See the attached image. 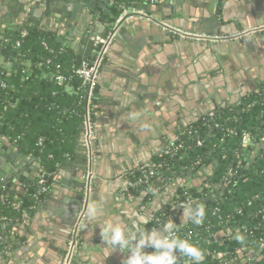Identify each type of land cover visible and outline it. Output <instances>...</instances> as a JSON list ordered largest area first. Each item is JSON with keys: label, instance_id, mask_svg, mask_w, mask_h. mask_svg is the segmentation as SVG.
I'll return each mask as SVG.
<instances>
[{"label": "crops", "instance_id": "1", "mask_svg": "<svg viewBox=\"0 0 264 264\" xmlns=\"http://www.w3.org/2000/svg\"><path fill=\"white\" fill-rule=\"evenodd\" d=\"M163 3L174 6L167 16L148 13L145 8L142 11L182 32H213L210 16H219L221 24L230 27L224 35H241L243 31L264 24V0H162L156 4ZM47 6H35L33 12L25 6L29 15L32 13L28 19H38L40 26L48 27L55 41L60 34L68 37L65 44L58 43L82 58L85 52L82 47L86 42L76 32L81 33L82 29H86L84 26L89 23V18L98 16L102 21L101 17L106 15L97 8L91 11L85 0H77L74 4L56 0L53 7L62 13L61 20L65 22V27L59 28L54 24L60 19L47 21L48 16H44ZM134 9L137 8L129 7L130 12ZM18 14L11 16V20ZM134 17L137 16H129ZM224 17L228 18L225 22ZM9 18L6 17V21ZM137 18L149 23V27L133 26L125 32L121 42H112L98 75L93 106L95 141L91 197L79 226L72 264H122V259L129 253L118 247L112 250L101 237L99 225L106 220L120 221L129 231L140 228L151 231L156 225L163 226L164 223L145 218L144 214L154 207V219L162 208L171 206L174 213L165 223H177V228L188 224L191 220L188 219L187 208H179L177 196L185 186H200L206 175L211 173V165L201 170L190 168L182 175L165 180L159 177L154 187H143L138 194L128 193V189L124 191L127 187L126 175L160 155L186 126L204 116H213L238 105L264 85V30L243 33L227 42L209 43L173 36L157 24ZM7 25L3 24L2 31L9 29ZM87 29L89 36L95 34L90 25ZM70 43H74L75 49L71 48ZM92 57L93 54L88 59ZM67 90L70 92L71 88ZM251 143L250 138L242 145L246 147ZM255 145L257 150H264V131ZM20 152L39 160L30 152ZM20 158H3L4 165L15 169L13 161ZM67 160L71 161L70 165L65 164ZM86 161V149L83 144L77 143L73 156L65 157L59 164L50 181L48 193L38 200L31 213L24 212L34 220L24 226L22 235L15 232L14 227L27 220L24 217L5 224L8 226L6 234L1 236L3 247L0 250V264H60L59 256L63 252H55L50 240L55 238V231L60 230L65 222V214L75 199L77 182L82 178L79 165H84ZM36 164L41 172L40 160ZM28 165L29 162L25 168L19 169L26 172ZM179 179L185 182L168 192ZM26 180L28 183H25ZM17 181L18 184L11 182L8 186L7 181H0V199L8 191L16 201L21 202L29 192V186L37 185L38 178L29 173L28 177L23 175ZM231 183H225V191ZM146 188H151L155 195L150 192L142 195ZM158 190L163 195H158ZM164 194H168V200ZM145 198L149 200L148 205L143 203ZM139 199L141 203H138ZM153 201H156L154 206ZM161 203L163 206L158 208ZM93 208L96 214L90 216L89 210ZM145 220L149 222L145 224ZM227 234L219 232L215 235L216 240L220 242ZM263 258L259 249L251 251L248 247H242L237 249L235 258H228L221 264H260Z\"/></svg>", "mask_w": 264, "mask_h": 264}, {"label": "trees", "instance_id": "2", "mask_svg": "<svg viewBox=\"0 0 264 264\" xmlns=\"http://www.w3.org/2000/svg\"><path fill=\"white\" fill-rule=\"evenodd\" d=\"M151 1H105L110 12L101 17L102 21L111 22L110 15L116 17L123 7L144 10ZM0 35L6 50L0 55V132L21 151L39 158L49 188L59 164L65 157L73 156L83 131L86 91L74 74L82 60L56 42L50 31L30 21L15 23ZM57 75L64 77L62 83L57 82ZM263 131L264 85L238 105L205 116L180 131L160 155L126 175L128 193L138 194L143 187H154L152 182L159 177L165 180L190 168L201 170L211 165V173L200 186H185L177 196L178 203L196 199L193 204L203 208L204 221L200 225L190 221L177 228V234L203 249V264L233 259L242 247L257 251L264 239V150H257L255 142ZM244 133L253 141L246 147L242 145ZM231 170L232 183L215 196ZM149 171L154 176L147 183H140ZM37 189V185L29 186L21 202L8 191L0 199V250L1 236L6 234L9 223L22 220L24 212L31 213L36 206L40 198L32 195ZM143 203L148 205L149 200L145 198ZM173 213L171 206L164 207L154 220L165 223L167 215ZM219 232L228 233L220 242L215 237ZM237 232L243 235L242 242L235 239ZM178 264L187 262L180 257ZM260 264H264V258Z\"/></svg>", "mask_w": 264, "mask_h": 264}, {"label": "water", "instance_id": "3", "mask_svg": "<svg viewBox=\"0 0 264 264\" xmlns=\"http://www.w3.org/2000/svg\"><path fill=\"white\" fill-rule=\"evenodd\" d=\"M59 1L67 3V4H74L77 0H59ZM85 2L88 3V8L91 11H95L97 8L98 10H101L102 13L105 15H107L110 12V8L106 4L105 1L85 0ZM45 4H47L48 6L45 9V15L44 16H46V14H49V13L54 14L52 17H50L48 19L49 20H51L53 18L56 20L60 19V21L57 23L55 22L54 25L59 26V28H62V27L64 28L65 22H64V20L63 21L61 20L62 19V13H60L56 9V7H53L54 5H56V0H0V33L2 32V28H3L4 23L9 24L6 27L10 28L11 24L27 21L28 17L30 15H32V13L29 15V11L25 10V6L29 7L31 9L30 11L33 12V8L35 6L37 8L38 7L41 8V7L45 6ZM4 6H6V7L9 6V7H7V11L4 9ZM74 9H76V8H74ZM173 9H174V6H172L170 4H164V3L163 4H156V3L150 2L145 6V10L148 13H152V14L159 15V16H167L169 13H171V11ZM19 12H23V13H19ZM17 14H18V16L12 21L11 16L17 15ZM4 15H7V16L4 17ZM118 15H119V13H118ZM118 15L116 17H114L113 15H110V18L112 19L111 22H102L98 16H95L93 19L89 18L90 19L89 23H87V25L84 26L86 29L85 30L82 29L81 33L79 31L76 32V34L78 36H82V40L86 42V45L84 47H82L83 49H85L84 54H82L83 55V57L81 58L82 61H86L89 58V56H91V54H93L96 51V49L104 43L109 31L111 33H113L115 28H112V23L118 20V18H119ZM6 17L7 18L10 17L8 21H6L7 20V19H5ZM89 17H91V16H89ZM208 18L211 21L210 23H211V27L213 29V32H210L208 35H224L227 31H229L230 27L228 25L221 24V22L219 20V16H210ZM227 20H228L227 17L223 18L224 22ZM30 22L34 23V24H39L38 19H35V20L32 19V20H30ZM262 23H264V22H262ZM117 24H118L117 25L118 28L115 29V34L113 36L112 42H114V41L121 42L122 37L125 34V32L127 30H131L133 26L142 25L144 28H147L150 25L146 21L139 20L137 17L129 18L128 15L122 17L121 20ZM89 25H90V28H92L95 31V34H92L90 36H89V34H87V30H88L87 28L89 27ZM41 28L45 31L47 30V31L52 32L47 27H45V25L41 26ZM52 38H53V36H52ZM55 39L57 42H59L61 44H65V41L68 40L69 38L64 36L63 34H60L59 37H56ZM166 39L169 40L168 37H166ZM70 44H71L70 45L71 48L75 49L76 46L74 45V43H70ZM4 54H6V50L4 48L3 42L0 40V55H4ZM80 55L81 54H79V56ZM82 135L83 134L81 133L77 139L76 144L77 143H78V145L83 144V136ZM83 148H84V146H83ZM7 153H10V155H7ZM17 156H21V158L18 161L16 159L15 160L13 159L14 160L13 166H15V169H11V166H5L4 165L3 158H7V160H12L13 157H17ZM38 161H39L38 159L37 160L33 159L31 156H27V155L21 153L19 147L16 145V143H14L10 139V137L0 134V181L2 183L3 182L6 183V181H7L8 182V183H6L7 186L11 182H12L11 184H18L17 180L21 179V177L23 175L25 177H28L29 173H30V176H34L35 178L39 179L41 176V172L39 171L38 165L36 164V163H38ZM27 162H29L30 165H28V167L26 168V172H23V170H20L19 167L25 168L27 166ZM65 164L70 165L71 161L67 160V161H65ZM79 167H80V169H82V178H81V180H79V182H77V188H75V190H74V192H75L74 202H72V204L69 206V208L65 214V219H64L65 222L63 223L62 228L60 230L57 229L55 231L56 232L55 236H54L55 238L50 240V244L55 249V252H58V253L61 251L63 252V253L61 252L62 254L59 256L60 264H62L64 254L68 250L69 240L72 237H75L74 233L77 230V227H78V224L80 223L82 215L85 214V212L87 211V206H88V203H89L90 197H91L90 191L88 189V187L90 188V184L86 181V179L84 177L86 170H87L86 162H84V165H79ZM9 170H10V172L7 173ZM203 171L205 172L206 170L203 169ZM233 172H234V170H231V173L229 174L228 179L226 180V183L230 182V177H231V174ZM15 174H18V175L15 176ZM80 175L81 174H79L78 176L80 177ZM158 180H159V178L155 179L152 182V184L156 185ZM62 182H64V181L62 180ZM91 182H92V180H91ZM184 182H185L184 179H179L176 182V184H173L171 189H168L167 191L170 192L173 189H177ZM25 183H28V181L26 180ZM66 184H68V183H66ZM53 186L54 185L52 184L51 187L53 188ZM225 187L226 186H222L216 192V196H219L220 194L225 192ZM147 192H151V188L144 189L142 192V195H145ZM164 196L168 200V198H169L168 194H164ZM139 198L142 199V197H139ZM140 199L138 200V203H141ZM156 200L159 201L158 197ZM206 200L208 201V199H206ZM136 202H137V200H136ZM155 202L156 201H153L152 206L155 205ZM161 204L162 205H159L158 208L163 206V203H161ZM154 211H155L154 207L152 209H149V212H146L144 214L145 218L146 217L152 218ZM23 217L27 220H24V222L19 224L18 227H14L15 232H17L19 235H22V233H23L22 231L24 229V226L29 225V222L31 220L32 221L34 220V218L28 217L27 214H24ZM169 223H172V222H169ZM175 224L178 225L177 223H175ZM162 227H163L162 225H156L154 228H162ZM27 234H28V232H27Z\"/></svg>", "mask_w": 264, "mask_h": 264}, {"label": "built area", "instance_id": "4", "mask_svg": "<svg viewBox=\"0 0 264 264\" xmlns=\"http://www.w3.org/2000/svg\"><path fill=\"white\" fill-rule=\"evenodd\" d=\"M104 1H108V0H104ZM158 1H162V0H152L151 2L157 3ZM131 14L159 25L164 31L169 32L173 36H179L181 38L195 40V41H205L209 43L227 42L232 39L238 38L243 33L246 34L248 32L264 30V24H262L258 26L257 28L243 31L241 35L237 33L229 34V35H208L204 33L182 32L172 27L171 25L159 22L158 20L153 18L151 15L147 14L146 12L142 10L134 9L133 11L130 12L129 8H126V7L121 8L119 15H118L119 18L117 21L112 23V28L117 29L118 28L117 23L121 20V18L126 15L130 16ZM115 29L113 33H111L110 31L108 32L106 40L104 41L102 45H100L96 49V51L93 53V57L91 58V60L89 61L87 59L86 61H82L81 64L74 70V74L78 76V78L81 80V85L85 88V91H86V112L84 116L82 136H83V146L87 152V161H86L87 170H86L84 177L86 181L90 184V188H91L92 164H93L92 152H93V145L95 141L94 131H93V119L91 118V114L94 110L93 109L94 94L97 88L98 75L104 63L106 55L108 53L109 47L113 41ZM56 80L58 83H62L64 80V77L61 75H57ZM249 139H250V135L247 133H244L242 136V144L248 141ZM197 144H200V141H198ZM142 167L143 166H141L139 169H141ZM152 176H154V173L152 171H149L144 176L143 180H140L139 182L147 183ZM37 186H38V189L32 195L33 198L35 199L41 198L43 195H45L49 191L48 186L45 185V176L42 173H41L40 178L38 179ZM90 188L88 187L89 191H90ZM127 189L128 187L125 186L124 191H127ZM195 201L196 199H189L187 201L180 202L178 206L179 208H187L189 203L193 204V202ZM83 218H84V214L81 217L80 223L82 222ZM151 219L154 220L153 218ZM167 219H170V215H167ZM155 220H158V219H155ZM158 222L160 221L158 220ZM80 223L78 224L77 230L74 233L75 237H72L69 240L68 250L64 254L62 264H72L73 262L75 247H76V237L79 232ZM259 251H261L264 255V239L261 240V242L259 243Z\"/></svg>", "mask_w": 264, "mask_h": 264}, {"label": "clouds", "instance_id": "5", "mask_svg": "<svg viewBox=\"0 0 264 264\" xmlns=\"http://www.w3.org/2000/svg\"><path fill=\"white\" fill-rule=\"evenodd\" d=\"M186 212L193 224L203 223L205 213L199 205L189 203ZM95 214L94 208L89 210L90 216ZM148 222L144 221L145 224ZM99 227L106 246L129 253L122 259V264H178L180 257L185 258L187 264H203L205 259L203 249L196 242L177 234L175 223H164L162 228L151 231L145 228L129 231L126 225L113 220H106ZM235 239L242 242L244 237L237 232ZM146 248L153 250L146 251Z\"/></svg>", "mask_w": 264, "mask_h": 264}, {"label": "flooded vegetation", "instance_id": "6", "mask_svg": "<svg viewBox=\"0 0 264 264\" xmlns=\"http://www.w3.org/2000/svg\"><path fill=\"white\" fill-rule=\"evenodd\" d=\"M7 7H9V6H7ZM7 7L4 6V8H5L6 11H7ZM46 15L48 16V18H50V17H52L54 14H50V13H49V14H46ZM5 16H7V15H4V17H5ZM48 18H47V21H49ZM28 20H29V19H27V21H28ZM29 21H30V20H29ZM47 28H48V27H47ZM2 32H3V31H2ZM2 32H1V33H2ZM1 33H0V34H1ZM0 39H1V35H0ZM204 117H205V116H204ZM204 117H203V118H204ZM185 124H186V122H185ZM183 127H184V126H182V128H183ZM186 127H187V126H186ZM186 127H185V128H186ZM185 128H183V129H185ZM180 129H181V128H178V130H180ZM183 129H182V130H183ZM182 130H180V131H182ZM180 131H179V132H180ZM161 187H163V185H162ZM158 189H160V185H159V188H158ZM163 189H164V187H163ZM150 193H151L153 196L155 195V194H153L152 192H150ZM158 195H163V192H162L161 190H158ZM154 221L158 222V220H154Z\"/></svg>", "mask_w": 264, "mask_h": 264}, {"label": "rangeland", "instance_id": "7", "mask_svg": "<svg viewBox=\"0 0 264 264\" xmlns=\"http://www.w3.org/2000/svg\"><path fill=\"white\" fill-rule=\"evenodd\" d=\"M170 217H172V214L170 215Z\"/></svg>", "mask_w": 264, "mask_h": 264}]
</instances>
